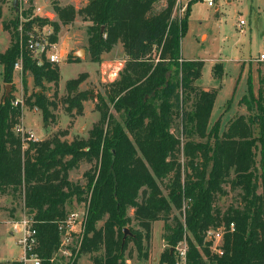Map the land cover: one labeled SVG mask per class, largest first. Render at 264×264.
I'll return each mask as SVG.
<instances>
[{
	"label": "trees",
	"instance_id": "obj_1",
	"mask_svg": "<svg viewBox=\"0 0 264 264\" xmlns=\"http://www.w3.org/2000/svg\"><path fill=\"white\" fill-rule=\"evenodd\" d=\"M50 2L57 16L50 23L51 42L61 26L80 16L88 22L91 61L99 62L118 42L125 61L102 94L78 89L84 73L65 82L60 100L67 114L79 115L84 101L96 100L99 119L86 138L67 140L58 130L37 141L22 140L15 132L21 106L12 104L11 95L4 98L0 82V197L10 201L11 214L18 207L32 217L38 254L52 255L58 222L75 208L73 202H84L79 253L88 254L91 264H127L128 240L137 260H145L143 241L157 220L163 222L166 247L159 264H174L175 246L183 239L186 264H264V86L256 96L238 100L247 113L234 114L223 128L219 119L210 124L216 90L196 84L202 61L180 57L192 2L180 18L172 15L176 0L158 8L159 0H86L79 8ZM30 30H23L24 39ZM20 57L24 87L28 72L37 88L25 102L41 111L44 122L53 120L57 104L45 83L57 86L59 66L45 58L37 64L11 40L0 52L3 83L12 82ZM81 162L90 164L84 185L69 179ZM124 228L131 235L122 243ZM209 230L222 233L216 250L206 238Z\"/></svg>",
	"mask_w": 264,
	"mask_h": 264
},
{
	"label": "rangeland",
	"instance_id": "obj_2",
	"mask_svg": "<svg viewBox=\"0 0 264 264\" xmlns=\"http://www.w3.org/2000/svg\"><path fill=\"white\" fill-rule=\"evenodd\" d=\"M57 1L60 5L72 4L75 8L83 6L86 2V0ZM211 1L212 5H208V0L176 1L172 15L180 18L187 4L192 2L186 29L180 38V57L202 61L201 74L196 84L205 89L216 90L210 124L219 119L220 127L223 128L234 114L247 113L245 105H237L241 96L249 93L256 96L259 85L264 86V61L258 59L259 54L264 52V0ZM164 3L165 0H159L157 8ZM28 11L31 16H24V13H29ZM34 17L47 22L41 26L36 25V22H32ZM56 19L50 0H18V11L12 7L11 0H0V52L9 46L11 40L18 42L21 49L25 40L23 30H27L28 27L31 30L25 36L30 32L52 34L53 28L50 23ZM240 21H243V24ZM87 25L88 22L76 16L71 24L61 26L56 34V51L60 54L57 62L59 82L56 87L45 83L48 88L47 94L54 98L57 104L52 110L54 119L51 121L44 122L41 111L25 102V98L32 91L37 90L30 73L24 74V87L21 70L13 66L12 82L3 83L0 65L2 93L5 92L6 86L7 97L11 95L12 100L18 99V105L22 109L20 125L25 130L32 131L38 138L44 139L58 130L65 131L63 138L67 140L74 137L86 138L88 131L99 119V113L94 107L96 100L90 98L84 101L82 113L79 115L67 114L60 100L65 94V82L84 73L86 77L79 84L78 89L102 94L105 85L115 80L123 67L125 55L120 42L103 53L99 62L91 61L87 48ZM16 31L18 36L13 34ZM79 50L84 52L79 56L75 55ZM54 91L55 97L52 96ZM174 132L176 133V130ZM89 167L90 164L81 162L77 169L69 172V179L84 185L86 181L84 172ZM232 196L233 193H229L227 200H232ZM72 204L75 208L82 206V202ZM9 207H11L10 201L0 197V262H8L7 264L17 258L21 252L16 242L17 235L11 230V222L20 218L22 213L17 207L11 214ZM132 212L133 209H130L128 214L131 216ZM162 225L161 220L151 224L149 239L143 241L147 253L145 260H137L133 241L128 240L127 264H159V259L166 248L162 240ZM127 235H131L129 230ZM176 247H186L185 239L175 246L174 264H177ZM74 264H91L89 255L79 253Z\"/></svg>",
	"mask_w": 264,
	"mask_h": 264
},
{
	"label": "built area",
	"instance_id": "obj_3",
	"mask_svg": "<svg viewBox=\"0 0 264 264\" xmlns=\"http://www.w3.org/2000/svg\"><path fill=\"white\" fill-rule=\"evenodd\" d=\"M179 2V0H176ZM208 5H212V1L208 0ZM243 24V21H240ZM23 46L32 53L37 64L41 63V59L45 58L51 63H57L60 58L59 52L56 51L57 43L49 40V34H36L30 32L27 34ZM258 59L264 61V52H261ZM14 68L21 70V57L14 63ZM13 105H18V99L12 100ZM15 132L19 134L22 140H39L32 131L25 130L20 124L16 126ZM84 202L81 208L69 210L64 218L58 222L57 232L59 234V242L57 248L48 258L38 254L36 246L38 244L37 231L33 225L34 220L31 216L22 214L20 218L11 222V230L16 234V242L20 247V255L13 259L9 264H74L77 255L80 252L81 242L84 234V225L86 219V209ZM230 230L234 229L233 223L229 224ZM206 238L212 240V249L216 250V246L222 239L220 230H209ZM221 253V251H219ZM177 264H186V247H176Z\"/></svg>",
	"mask_w": 264,
	"mask_h": 264
},
{
	"label": "water",
	"instance_id": "obj_4",
	"mask_svg": "<svg viewBox=\"0 0 264 264\" xmlns=\"http://www.w3.org/2000/svg\"><path fill=\"white\" fill-rule=\"evenodd\" d=\"M11 5L14 8L15 11H18V0H11ZM83 50H79L75 53V55L79 56L81 53H83ZM7 97V87L5 86V92H4V98ZM128 234V230L126 228L123 229V237H122V243L124 242V238Z\"/></svg>",
	"mask_w": 264,
	"mask_h": 264
},
{
	"label": "crops",
	"instance_id": "obj_5",
	"mask_svg": "<svg viewBox=\"0 0 264 264\" xmlns=\"http://www.w3.org/2000/svg\"><path fill=\"white\" fill-rule=\"evenodd\" d=\"M123 59H124V56H123ZM39 139H41V138H39Z\"/></svg>",
	"mask_w": 264,
	"mask_h": 264
}]
</instances>
